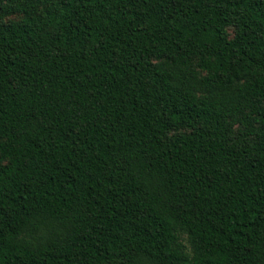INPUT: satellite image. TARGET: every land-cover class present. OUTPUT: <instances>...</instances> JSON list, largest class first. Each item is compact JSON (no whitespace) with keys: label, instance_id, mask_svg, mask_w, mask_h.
<instances>
[{"label":"trees","instance_id":"1","mask_svg":"<svg viewBox=\"0 0 264 264\" xmlns=\"http://www.w3.org/2000/svg\"><path fill=\"white\" fill-rule=\"evenodd\" d=\"M0 264H264V0H0Z\"/></svg>","mask_w":264,"mask_h":264}]
</instances>
